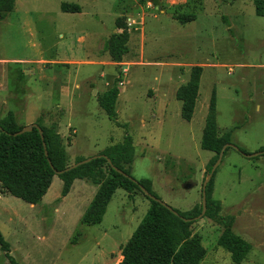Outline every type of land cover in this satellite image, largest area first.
I'll return each instance as SVG.
<instances>
[{
    "label": "rangeland",
    "instance_id": "rangeland-1",
    "mask_svg": "<svg viewBox=\"0 0 264 264\" xmlns=\"http://www.w3.org/2000/svg\"><path fill=\"white\" fill-rule=\"evenodd\" d=\"M256 1L16 0L12 12H0L1 89L8 77V91L18 93L12 109L17 121L27 124L40 115V100L30 97V89L41 99L47 89L57 96L53 83L55 77L61 79V69L49 66L39 80L40 72L32 74L29 64L13 58L75 53L79 58L111 62L104 46L111 34L122 32L118 25L126 23L130 30L142 32L143 42L131 47L125 64L75 66L94 75L103 69L107 88L117 80L124 92L117 102L119 125L100 107V91L84 102L76 99L72 112L54 105L51 111H41L38 119L58 128L69 164L121 142L128 132L135 147L134 160L127 165L131 176L150 179L161 200L181 211L190 210L202 204L207 164L215 155L201 147L213 89L220 135L232 129L233 143L247 153L264 147V14H257ZM62 2L79 3L83 11L64 12ZM183 14H194L195 19L182 22ZM194 65L202 66L203 74L195 113L188 121L181 115L182 102L176 94ZM130 76L135 79L132 85ZM155 90H161L158 103L151 99ZM5 94V89L0 91L2 105ZM25 102L29 104L23 107ZM2 109L1 117L9 106ZM62 187V179L55 175L37 205L0 187V230L18 264H120L121 245L149 208L146 195L135 190L131 197L118 188L103 221L89 225L82 218L98 185L78 179L65 197ZM213 197L222 202L221 215L235 217V233L251 243L240 264H264V153L248 157L231 147L217 168ZM191 229L205 247L200 264H235L229 250L218 244L221 224L203 216ZM0 264H12L1 247Z\"/></svg>",
    "mask_w": 264,
    "mask_h": 264
},
{
    "label": "trees",
    "instance_id": "trees-1",
    "mask_svg": "<svg viewBox=\"0 0 264 264\" xmlns=\"http://www.w3.org/2000/svg\"><path fill=\"white\" fill-rule=\"evenodd\" d=\"M15 2L16 0H0V12H12ZM60 7L64 12L69 13L82 11L79 3L62 2ZM256 12L258 15L264 14V0L256 1ZM179 19L182 22L192 21L195 15L183 14ZM118 27L122 32L111 34L104 46V51L110 60L116 63L123 61L124 55L128 52L130 34L134 32L127 27L126 23ZM202 74V66H192L189 80L177 90L176 97L182 102L181 115L188 121L195 113ZM119 93L118 82L114 80L105 92L98 95L100 107L118 125ZM36 122L43 130L44 139L35 127L31 131L15 135L14 133L24 125L17 123L12 111H8L3 118H0V186L5 193L28 203L38 204L50 188L55 175L63 181L61 197L69 194L76 179L91 180L98 185V190L82 218V221L89 225L103 221L108 204L118 188L125 189L132 197L135 190L143 192L140 187L142 184L158 197L152 190L150 179L138 180V183L115 170L107 159V157L110 158L113 165L131 175L129 170L131 166L127 167V165H131L134 160L135 147L133 137L128 132L121 142L98 153L101 156L57 174L56 170H62L70 165L62 135L56 126H45L40 119ZM123 127H127L126 124ZM232 133L233 130L230 129L220 135L217 121V93L213 89L201 138V147L215 153L207 164V175L218 159L223 146L233 142ZM44 142L48 154H46ZM230 148L225 150L224 155ZM241 150L245 151L243 148ZM260 150H264V147ZM83 159V157L77 158L75 162ZM216 172L217 169L207 185V209L204 216L223 226L218 244L229 250L235 264H240L249 254L251 243L235 233L233 215L220 214L222 202L213 197ZM146 197L150 201L149 208L128 241L121 245L123 258L120 264H200L205 255V247L201 237L192 232L191 226L202 212V204L187 211L175 208L178 212L176 214L162 202L147 195ZM0 247L12 264H18L11 254V244L1 230Z\"/></svg>",
    "mask_w": 264,
    "mask_h": 264
},
{
    "label": "crops",
    "instance_id": "crops-1",
    "mask_svg": "<svg viewBox=\"0 0 264 264\" xmlns=\"http://www.w3.org/2000/svg\"><path fill=\"white\" fill-rule=\"evenodd\" d=\"M82 11H83V6H82ZM71 14H73V13H71ZM136 33L137 32H132L130 34V38H129V42H128V52L124 55L123 59H125L126 56L130 53L131 47H132V49H134V48H136L138 43L141 44L143 42L144 34L142 32H138L137 34ZM12 60L19 62V63H22V64H25V63L29 64L32 74H35L36 71L40 72L39 80L43 79V72L49 66L58 65V67L61 69V71H60L61 79L57 80V78L55 77L54 78L55 82L53 83V88L58 89V91H59V94L57 96H53L50 92H47L48 91V89H47V91H45V93L43 94L42 99H41L39 96L36 95L35 92H33L30 89V94H29L30 97L34 96L35 98L40 100L38 103L39 105L37 106L40 115L38 117H36L35 119L28 121L27 124H29L31 122H35L38 118L42 117L43 114L41 111H51L50 107H54V105L59 107L60 109H63L64 107L69 108V111L72 112L74 109V104L77 102L76 99L82 100L84 102V101H86L87 98H90V94L93 95V93L95 91H100L101 93H103L108 89L107 86H108L109 82L107 80H105V78H103V76L105 75V71H103V69L99 72L98 75L97 74L94 75V74H89L88 71H85V72L80 71L75 66L82 65V64H90V63L96 64V65H105L106 63L117 64L116 62H113V61L105 62L104 60H101V59L90 60V59L79 58L77 56V54H75V53H72V54L66 53V54H63L61 57H58V58H47L42 53H35V54L30 53V55L27 54L25 57H16V58H13ZM118 64L123 65V64H125V62L123 60L122 62H120ZM81 75H82L83 79H80ZM5 76H6V74H5ZM130 77H131L130 79L128 77V83L130 85H132V83L134 82L135 79H132V76H130ZM133 78H135V74L133 75ZM6 79H7V82H6L5 87L3 88L6 90V94L2 98V103H3V105L9 106V111L14 112L11 105L15 100L17 101L18 93L16 92V90L10 91V92L8 91V89H9L8 77H6ZM1 88H0V91L3 90ZM27 88H30V87H27ZM160 91L161 90H155L154 94L151 95V99L155 103H158V101H159L158 98H160L159 97ZM120 92L121 93H119L118 99L122 95V93L124 95L123 91H120ZM118 99H117V102H118ZM61 101H63L65 104L67 103V105L63 104ZM82 101H81V103H82ZM28 104H29V102L23 103V107H26V105H28ZM3 105L0 102V109L1 110H3L2 109ZM14 115H15V118L17 121V117H16L15 112H14ZM3 117H1V115H0V118H3ZM59 120H60V125L62 126L64 124V121H63V119H59ZM142 121L144 122V120H142ZM17 123L19 125H22V123H20L18 121H17ZM27 124H24V125H27ZM94 154H96V153H94ZM77 180L78 179H76L75 181H77ZM47 193H48V191H47ZM0 194H2V192H0ZM7 194L12 196L9 193H7ZM46 194L44 195L42 200L45 199ZM8 202L9 201H4L2 203L6 204ZM31 205H37V204H31ZM0 206H1V204H0Z\"/></svg>",
    "mask_w": 264,
    "mask_h": 264
},
{
    "label": "water",
    "instance_id": "water-1",
    "mask_svg": "<svg viewBox=\"0 0 264 264\" xmlns=\"http://www.w3.org/2000/svg\"><path fill=\"white\" fill-rule=\"evenodd\" d=\"M38 128V130L40 131V134H41V137L42 139H44V134H43V130L41 128V126L37 123V122H33L31 124H28V125H25L23 126L19 131L15 132L14 134L17 135V134H21V133H24V132H27V131H31L33 128ZM0 129H1V126H0ZM44 146H45V150H46V154H48V151L46 149V144L44 142ZM228 147H232V148H235L236 150L242 152L244 155L248 156V157H255L257 155H260V154H263L264 153V150H261V151H258V152H255V153H247L245 151H242L241 148L234 144L233 142H230V143H226L222 150L220 151V154H219V157L218 159L216 160V162L214 163L210 173L207 175L206 179L204 180L203 182V186H202V212L196 217V220L203 217L205 215V212H206V209H207V185L209 183V181L212 179L216 169L218 168L223 156H224V152L225 150L228 148ZM101 156V154H95V155H91L87 158H84L83 160H80V161H77V162H74L72 164H70L69 166H67L66 168L62 169V170H56V173L57 174H61V173H64L66 171H69L70 169L72 168H75L83 163H87L89 161H91L92 159L94 158H97ZM108 161L109 163L113 166V168L115 170H117L118 172H120L121 174H123L124 176L126 177H129L131 179H133L134 181L138 182V180H136L135 178H133L131 175H129L128 173L124 172L123 170H121L120 168L116 167L115 165H113L111 163V159L108 158ZM51 162V161H50ZM140 187L142 188L143 192L150 198L154 199V200H157V201H160L162 202L163 204H165L170 210H172L174 213L178 214V212L175 210V208H173L171 205L167 204L166 202H164L163 200H161L159 197L153 195L151 192H149L142 184H140Z\"/></svg>",
    "mask_w": 264,
    "mask_h": 264
},
{
    "label": "built area",
    "instance_id": "built-area-1",
    "mask_svg": "<svg viewBox=\"0 0 264 264\" xmlns=\"http://www.w3.org/2000/svg\"><path fill=\"white\" fill-rule=\"evenodd\" d=\"M2 87V83H0V88Z\"/></svg>",
    "mask_w": 264,
    "mask_h": 264
}]
</instances>
